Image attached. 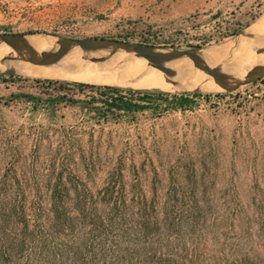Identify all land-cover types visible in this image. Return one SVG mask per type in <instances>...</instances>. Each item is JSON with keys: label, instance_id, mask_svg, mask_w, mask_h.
Returning a JSON list of instances; mask_svg holds the SVG:
<instances>
[{"label": "rangeland", "instance_id": "374dc122", "mask_svg": "<svg viewBox=\"0 0 264 264\" xmlns=\"http://www.w3.org/2000/svg\"><path fill=\"white\" fill-rule=\"evenodd\" d=\"M263 17L264 0H0V34L46 42L101 38L210 51L246 33L259 42L251 31ZM252 48L264 54V43ZM68 55L78 58L61 68L75 70L87 60L107 75L115 67L145 64L107 51ZM104 55L113 62L93 61ZM155 78L119 77L123 84L104 85L19 73L0 77V213L15 210L30 225L52 228L57 189L61 220L83 214L107 220L112 202L105 188L115 181L129 220L142 201L156 221L175 205L171 213L181 220L171 228V241L159 245L178 251L174 264H264V77L234 92L191 82L193 89L139 87ZM76 84L161 98L136 102L147 107L138 113L105 119L98 114L106 110L98 91ZM181 95L190 102L173 101Z\"/></svg>", "mask_w": 264, "mask_h": 264}, {"label": "trees", "instance_id": "16d2710c", "mask_svg": "<svg viewBox=\"0 0 264 264\" xmlns=\"http://www.w3.org/2000/svg\"><path fill=\"white\" fill-rule=\"evenodd\" d=\"M76 86L80 90L89 88L98 91L106 110H97L100 117L105 119L108 116L117 118L123 113H138L147 107L136 102H147L154 97L161 98V94L156 96L151 92L128 91L124 94L122 89L112 86ZM193 96L198 97L197 94ZM93 100L98 103L95 98ZM173 101L181 104L190 102L187 95L174 97ZM115 184L114 181L105 188V193L112 202L107 220H102L101 217L94 219L87 214H83L81 218L65 217L64 221L61 220L60 196L57 189L53 191V196L58 204L54 205L55 219L57 217L58 221L54 220L52 228L42 227L39 223L30 225L26 217L17 215L15 210L2 211L0 264H174L172 258L179 254L178 251L159 245L164 241H171V228L181 220V216L171 213L174 212L171 208L175 205L170 204L163 219L156 221L149 220L152 215L148 214L147 206L142 201L136 205V211L130 221L123 215L127 201L116 191ZM136 218L137 224L134 223ZM65 222L69 225H65ZM76 225H79L77 232ZM127 240L133 244L124 245Z\"/></svg>", "mask_w": 264, "mask_h": 264}, {"label": "bare ground", "instance_id": "6f19581e", "mask_svg": "<svg viewBox=\"0 0 264 264\" xmlns=\"http://www.w3.org/2000/svg\"><path fill=\"white\" fill-rule=\"evenodd\" d=\"M251 32L253 34L256 33L257 35H259V38H260L259 42H255L252 39H250L249 34L246 33V34H243L237 37L232 42L226 44L224 48L219 47V48L212 49L210 51H208L207 49H204V50L202 49L199 51V53L203 57V59L211 67H214L216 70L220 66L217 64H219L220 62L223 63L224 61H229L228 63L219 67L218 71L225 72V73H230L231 71H237V72H242V73L246 72V74L238 76V77H245L249 73H252L253 71H255L256 66L259 63H262L264 61V54L258 53L255 50V48H252V44L255 47L257 45H261L264 43V39H261V36L264 34V17L261 18L259 22H257V24L252 28ZM30 36H34V35H30ZM27 39L29 42H31V41H36V39L38 41L40 38H34V37L28 36ZM39 41H44V42H31L30 44L33 45L35 48L41 51H44L46 53H53L56 51L58 47L57 41L46 42L48 40H45V38ZM244 45H248V47L245 49ZM0 51L3 52L4 54L3 55L0 52V71H3L4 69L8 67H12L16 73L28 75L30 77L33 75L35 77L40 76L42 78L43 77L44 78H56V79H63V78L74 79L75 78V79L83 80V81L97 82V83H101L104 85L105 84L121 85L124 82H121L118 79L119 77L130 78L133 76V77H140V78L153 80V78H155L156 76H160L164 79V81H161V80L157 81V79L155 78L156 79L155 82H151L152 80L148 82L146 81L147 83L145 82L141 83L139 87L152 89V90L159 89V90H164V91H172V90H179L182 88H192L193 89V86L191 83L193 84L195 83V84H198V88H200L199 85H202V87L206 85L205 87L216 90L217 92L222 90L221 86L216 81L210 79L204 73L199 71L194 65V63L192 62V60L190 59L178 58L172 61L165 62L163 66L171 69L174 74L173 78L168 79L166 76H164V74L161 71L152 67L146 59L137 57L134 54L128 53V52L119 53L121 55L131 57V58L124 57V62L131 63V64H138V65L142 63H145V64H142L140 66H135V67L133 66L132 67H123V66L115 67V68H112V71H110L111 75H107V74H102V72L98 70H95L96 67L94 63L92 62L93 63L92 64L88 62L87 60L82 63L80 61L81 64L80 65L78 64L79 66L76 69L74 68L75 70H72V68L71 70L69 68H68L69 70H65L61 68L62 66H65V64L76 59V57L78 58L77 55H68L70 53H73L76 51H83L84 53L88 55L95 54V52L93 51L81 50L80 48H75V49L70 50L60 62L52 66H37V65H33L30 63L22 62V61L2 65L1 60L3 59V57L14 55L15 48L12 44H7V45L0 46ZM155 53H162V52L158 50ZM69 58H72L73 60H70ZM100 58L110 60V61L104 60V62L106 63H110L112 61L110 57L108 58L105 55L102 57L100 56ZM181 63L184 65L183 68H182ZM29 66H32L33 70H29ZM106 67L107 66H105V68ZM151 69L157 75L154 74ZM105 71L107 70L105 69ZM77 82H80V81H77ZM137 86L138 85H136V87Z\"/></svg>", "mask_w": 264, "mask_h": 264}, {"label": "water", "instance_id": "95a60500", "mask_svg": "<svg viewBox=\"0 0 264 264\" xmlns=\"http://www.w3.org/2000/svg\"><path fill=\"white\" fill-rule=\"evenodd\" d=\"M30 35L23 33L0 34V46L12 44L15 54L4 57L1 64L13 62H26L37 66H52L60 62L63 57L72 49L80 48L88 51H107L111 55L115 53H132L137 57L146 59L149 64L164 73L168 79L173 78V72L168 67L163 66L165 62L178 58L190 59L196 68L210 79L216 81L226 92H234L241 87L259 82L264 77V62L256 66L255 71L245 77H238L233 73H225L211 67L200 55L202 48L181 50L174 47L149 46L141 43L126 42L101 38H59L57 49L53 53H46L30 44L27 37ZM162 53H155L156 51ZM94 62H104L102 58L93 59ZM6 65V64H5ZM11 68V67H8ZM16 72L14 69L0 71V77L12 76Z\"/></svg>", "mask_w": 264, "mask_h": 264}]
</instances>
